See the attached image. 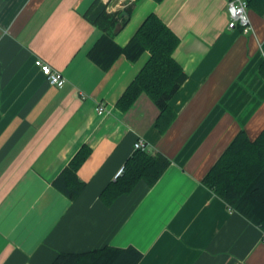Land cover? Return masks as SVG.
Wrapping results in <instances>:
<instances>
[{"label": "crops", "instance_id": "crops-1", "mask_svg": "<svg viewBox=\"0 0 264 264\" xmlns=\"http://www.w3.org/2000/svg\"><path fill=\"white\" fill-rule=\"evenodd\" d=\"M110 12L135 2L115 31L126 46L150 13L179 37L173 56L187 78L171 100L164 133L147 93L117 103L150 58L120 54L103 69L89 50L102 31L86 17L94 0H0V264H52L63 252L105 246L142 253L137 264H264V232L203 179L237 134L264 129V13L252 29L228 27L227 0H103ZM42 58L67 78L50 84ZM108 108L99 114L97 106ZM144 139L170 165L107 204L104 188ZM83 145L71 199L54 180Z\"/></svg>", "mask_w": 264, "mask_h": 264}, {"label": "trees", "instance_id": "trees-1", "mask_svg": "<svg viewBox=\"0 0 264 264\" xmlns=\"http://www.w3.org/2000/svg\"><path fill=\"white\" fill-rule=\"evenodd\" d=\"M135 4L132 2L122 10L110 12L103 0H94L85 17L102 34L88 54L103 69H109L120 54L134 61L145 51L150 53L147 63L117 105L126 111L140 93L147 92L160 108L156 125L164 133L177 115L171 100L187 78L183 67L173 56L180 39L157 14L150 13L128 44L118 45L114 41L115 30L128 23ZM248 5L258 13H264V0H248ZM90 151L89 146L83 145L54 180V185L71 199L80 194L86 185L77 171ZM170 163L163 154L136 149L125 163L123 175L104 188L102 199L110 204L118 196L130 193L140 181L154 185ZM203 183L230 208L264 228V129L253 140L244 130L239 132L205 175ZM141 258L142 253L133 247L120 249L105 246L82 253H60L52 264H137Z\"/></svg>", "mask_w": 264, "mask_h": 264}, {"label": "built area", "instance_id": "built-area-1", "mask_svg": "<svg viewBox=\"0 0 264 264\" xmlns=\"http://www.w3.org/2000/svg\"><path fill=\"white\" fill-rule=\"evenodd\" d=\"M228 4V27L234 29L241 27L244 32H248L252 29V23L249 16L248 0H227ZM36 66L41 70L42 74L47 78L50 84L56 87H62L67 82V78L59 70L51 66V64L45 62L42 58H36ZM99 114H105L109 110L104 103H100L97 106ZM135 148L143 151H148V144L144 139H139L135 142ZM125 171V165L120 167L116 172L115 179L122 176ZM264 232V228H263Z\"/></svg>", "mask_w": 264, "mask_h": 264}, {"label": "bare ground", "instance_id": "bare-ground-1", "mask_svg": "<svg viewBox=\"0 0 264 264\" xmlns=\"http://www.w3.org/2000/svg\"><path fill=\"white\" fill-rule=\"evenodd\" d=\"M49 82V81H48ZM146 142V141H145ZM134 147H135V145H134ZM135 150H136V148H135Z\"/></svg>", "mask_w": 264, "mask_h": 264}]
</instances>
